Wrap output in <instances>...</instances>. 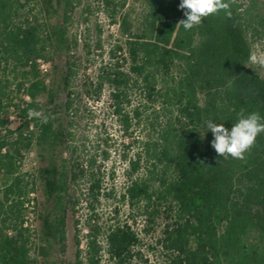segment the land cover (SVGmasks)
<instances>
[{
  "label": "trees",
  "instance_id": "1",
  "mask_svg": "<svg viewBox=\"0 0 264 264\" xmlns=\"http://www.w3.org/2000/svg\"><path fill=\"white\" fill-rule=\"evenodd\" d=\"M227 2L230 17L221 11L190 31L179 25L186 19L180 0H147L139 29L123 15L125 42L111 54L124 52L129 69L102 71L94 90L99 100L104 85H110L113 114L131 136L144 113L125 110L131 85L140 83L145 95L146 135L135 156H124L127 185L121 198L143 209L148 221L168 220L161 264H264V133L243 158L224 159L205 126L212 120L230 129L242 112L264 117V78L250 68L248 38L250 30L264 28V15L236 0ZM74 5V0H0V264H36L37 234L28 218L38 184L47 204L41 228L47 257L55 245L66 252L69 212L84 202L93 208L102 196L104 177L96 158L84 162L73 123L58 120L63 112L72 118L78 107L70 92L74 69L67 63L60 100L38 63L70 47ZM14 86L30 101L16 103ZM12 107L21 118L15 129L5 115ZM29 109L42 117L29 119ZM33 147L39 154L37 174L23 167ZM109 159L104 151L103 160ZM83 180L87 190L79 193ZM86 229L87 250L83 256L79 249L75 264H102L104 255L111 264H149L128 221L104 231L91 216Z\"/></svg>",
  "mask_w": 264,
  "mask_h": 264
},
{
  "label": "rangeland",
  "instance_id": "2",
  "mask_svg": "<svg viewBox=\"0 0 264 264\" xmlns=\"http://www.w3.org/2000/svg\"><path fill=\"white\" fill-rule=\"evenodd\" d=\"M74 0V9L68 21L70 47L58 54H52L47 70H42L43 77L55 90L59 91V98H64L61 91L64 84L61 76L66 71L67 63L74 69L70 92L75 97L77 109L69 118L66 113L58 115V120L73 123L76 133L74 144L78 147V155L84 162L96 158V169L101 170L104 177V189L98 201L92 202L93 208L85 202L80 204L78 210H71L68 216L66 252H61L59 245H55L49 256L42 254V215L46 212L47 204L41 186L37 185L34 202L30 205L29 223L36 230L33 237L32 255L36 264H75L79 249L83 256L87 250L86 224L92 216L99 222L103 230L116 223L129 222L141 238L139 249L149 259V264H161L166 255L160 241L168 220L160 216L153 222L148 221L143 209L130 205L122 200L121 193L125 191L127 179L124 174L128 158L135 156L140 150L138 147L146 135L145 113L146 98L140 83H133L130 89L131 103L126 106V111L139 108L143 113V123L138 126L134 121L131 134L124 132L120 122L113 114L111 107V87L105 84L101 98L97 100L94 92L99 75L102 71L120 66L128 71L130 62L124 52H118L114 57L112 50L115 46L123 44L125 37L120 28L121 17L128 15L134 29H139L147 12V0ZM244 9L253 6L254 10L264 15V0H236ZM44 19V16L42 17ZM248 38L252 44L253 56L250 68L264 78V28L256 32L250 30ZM4 72V70L2 69ZM2 72V73H3ZM11 75L10 71H7ZM93 86H91V84ZM12 97L19 103L22 98L27 101L24 92H19L14 86ZM59 100L58 103H61ZM43 101V100H42ZM18 109L12 107L7 114L8 126L16 128L19 120L11 115L18 114ZM9 117V119H8ZM130 145V146H129ZM130 147V148H128ZM104 151H109L110 159L104 161ZM24 171L37 174L39 167L38 150L33 147L26 152L23 160ZM1 186V182H0ZM79 193L87 190V181H81ZM77 225L81 229L80 247L77 244ZM102 237V236H101ZM102 240V238H101ZM102 264H111L104 255Z\"/></svg>",
  "mask_w": 264,
  "mask_h": 264
},
{
  "label": "clouds",
  "instance_id": "3",
  "mask_svg": "<svg viewBox=\"0 0 264 264\" xmlns=\"http://www.w3.org/2000/svg\"><path fill=\"white\" fill-rule=\"evenodd\" d=\"M179 9L186 17L179 23L185 31L192 30L205 18L221 11L231 16L230 4L227 0H180ZM42 115L35 109H29L27 113L29 119H39ZM43 122L46 123L47 119L45 118ZM205 126L208 133L211 132L214 137L212 147L220 157L240 159L255 144L257 137L264 133V117L258 112L248 114L242 112L230 129L223 123L218 124L212 120L206 121Z\"/></svg>",
  "mask_w": 264,
  "mask_h": 264
},
{
  "label": "built area",
  "instance_id": "4",
  "mask_svg": "<svg viewBox=\"0 0 264 264\" xmlns=\"http://www.w3.org/2000/svg\"><path fill=\"white\" fill-rule=\"evenodd\" d=\"M38 63H39V66H40V68H41V70H47V68L49 67V64L48 63H46L44 60H39L38 61ZM27 99L28 100H30V97L29 96H27ZM12 117H14L15 119H18L19 120V124L21 123V118H20V116L18 115V114H16V115H11ZM8 119H9V117H8ZM18 127V126H17ZM13 129H15V128H13Z\"/></svg>",
  "mask_w": 264,
  "mask_h": 264
}]
</instances>
